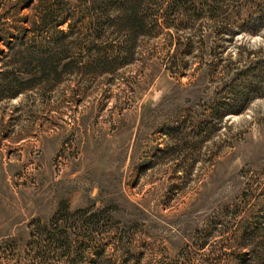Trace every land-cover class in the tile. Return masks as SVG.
Wrapping results in <instances>:
<instances>
[{
	"label": "rangeland",
	"instance_id": "1",
	"mask_svg": "<svg viewBox=\"0 0 264 264\" xmlns=\"http://www.w3.org/2000/svg\"><path fill=\"white\" fill-rule=\"evenodd\" d=\"M261 22L264 0H0V264H264Z\"/></svg>",
	"mask_w": 264,
	"mask_h": 264
},
{
	"label": "trees",
	"instance_id": "2",
	"mask_svg": "<svg viewBox=\"0 0 264 264\" xmlns=\"http://www.w3.org/2000/svg\"><path fill=\"white\" fill-rule=\"evenodd\" d=\"M179 7H182L181 5L178 6ZM186 8V12H188L190 9H193L194 11L197 9V6L195 5H192V6H185ZM135 14L133 12L130 13V15H128V20L127 21H134L133 18L135 19ZM249 23H254L253 21L252 22H249ZM264 25V22H261L259 24V27ZM253 29H256V28H253ZM245 70H243L244 72L248 71L249 70V67L247 68H244ZM3 74V73H2ZM9 75H3V78L4 79H8L9 80V86H10V89H11V94L10 96H15L19 91L20 89H23L22 87H24V83L26 82H29V79L27 80H22V79H18V78H8ZM16 87H19L16 89ZM78 212H81V213H87L88 211L86 209H83V210H80V211H77V212H71V213H64V214H60V215H56L54 217H52L50 219V221L45 224V226L47 228H50L52 227V230L49 232V243H51L54 247L56 248H66L67 246H69L71 244V237H72V234L70 233V230L75 228L76 226V223L78 222L79 220V217L77 215ZM77 215V216H76ZM72 216H74V218H72ZM97 217V213H93L91 214L90 216H85L84 218H82V222H83V226H85V230L82 232V235L85 236L84 234H89V232L87 233L86 231L90 230L88 229L89 226L91 225L92 222H94V224L97 223L98 218ZM65 220V223H62L61 221ZM61 223L62 226H64V229H59V224ZM72 232V230H71ZM75 232V230H74ZM85 232V233H84ZM34 231L32 230L31 234H33ZM84 242H81L79 244V247H85L86 244H83Z\"/></svg>",
	"mask_w": 264,
	"mask_h": 264
}]
</instances>
